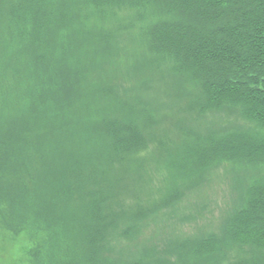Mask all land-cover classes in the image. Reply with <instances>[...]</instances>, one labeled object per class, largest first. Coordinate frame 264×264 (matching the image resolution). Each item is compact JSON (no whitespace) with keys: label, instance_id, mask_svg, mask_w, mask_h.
<instances>
[{"label":"trees","instance_id":"trees-1","mask_svg":"<svg viewBox=\"0 0 264 264\" xmlns=\"http://www.w3.org/2000/svg\"><path fill=\"white\" fill-rule=\"evenodd\" d=\"M156 3L171 17L145 28V46L154 55L153 63L165 57L171 60L174 72L195 83L199 88V115L232 107L264 128V0H0L3 64L16 79V87L21 86L9 100L16 101V106L8 101L6 107L5 127L10 130L6 134L4 129L0 130V231H7L15 250L5 258L6 264H39L31 259L26 261L27 251L31 258L38 244L26 239L42 238L53 232L46 226L47 232L42 236L40 223L25 221L28 212L23 217L16 216L18 200L23 198L20 194L25 195L27 206L50 194L49 203L61 213L56 216L58 220L72 222L71 230L76 233L73 245H69L73 249L72 264L144 262L137 257L135 262L124 263L110 256L107 237L124 236L134 219L150 213L148 206H126L124 201L126 181L136 178L128 173V167L136 164L143 168L149 160L143 153L155 137L146 134L150 121L141 123V103L131 95L123 98L117 82L80 85L75 93L68 74L66 81L61 80L64 76L53 79L46 62L48 58L55 59L58 51L66 61L65 48L73 53V48L83 46L87 53L94 52V70H100L105 63L102 54L107 55L120 41L114 38V29L99 20L115 19V10L123 6L141 11L154 9L151 4ZM90 13L94 16L87 17ZM92 20L93 25H89ZM100 28L107 31L103 39ZM86 45H93L94 49L90 51ZM135 51L139 53L140 49ZM32 63L42 69L32 72ZM102 74L108 76L109 83L117 75L111 69ZM78 77L85 79L84 72ZM59 80L64 83L61 90ZM31 87L42 92L46 87H55L53 94L64 104L65 118H55L42 108H47L52 96H43L42 106L36 105L34 112L26 107L34 89L28 93ZM9 108L12 111H7ZM195 109L190 102L168 115L180 118L179 113ZM20 110L21 117L16 115ZM17 116L25 128L10 127L18 124ZM212 136L202 145L206 150L204 163L245 159L251 165H264V137L241 132L221 138ZM59 158L63 163L58 166ZM46 186L49 190L44 189ZM258 190L236 215L234 226L221 242L211 239L200 249L197 247L200 254L208 247L205 264H211L216 254L226 252L227 239L236 242V246L251 248L244 251H264V184ZM121 220L125 225L120 229ZM23 247L26 252L22 259ZM57 250L55 256L60 259L66 250L65 243L59 242ZM203 256L194 260L199 263ZM56 257H52L49 248L47 264H59ZM161 257H154L158 260L155 264H162ZM229 264L258 261L236 256Z\"/></svg>","mask_w":264,"mask_h":264},{"label":"rangeland","instance_id":"rangeland-1","mask_svg":"<svg viewBox=\"0 0 264 264\" xmlns=\"http://www.w3.org/2000/svg\"><path fill=\"white\" fill-rule=\"evenodd\" d=\"M151 5L154 9L143 8L141 11L139 10L141 8L123 6L115 10V19L99 20L100 24L114 29L113 36L120 41L119 45L113 46V50L107 51V55L102 54L101 58L105 63L100 70L99 67L94 70L96 67L92 60L95 57L94 52L87 53L85 48L82 49L83 46L73 48V53L71 49L65 48L68 54L66 61L61 59V52L58 51L57 57L48 58L46 64L53 79L55 76H64L61 80L66 81L68 74L70 86L75 93L80 85L87 87L90 84L111 85L113 81L117 82L118 92L123 98L131 95L134 100L137 99L141 103V123L150 121L146 134L155 137L143 153L148 155L146 158L149 160L143 168H137L136 164L128 167V173H133L136 178L132 177L126 181L128 187L124 191L126 206H148L150 213L138 220L134 219V222L130 223V231L124 236L117 238L115 234L108 235L110 256L122 259L124 263L135 262L133 259L140 257L144 259L142 264H155L158 260L154 257L162 256V264H205L208 247L206 250L204 248L205 253L202 251L201 254L200 251L196 252L197 247L200 249L201 245L211 239L217 238L221 242L225 238L226 233L234 226L236 215L248 205L250 197L259 191L258 187L264 184V165H251L245 159L204 163L206 150L202 145L206 144L211 135L213 138H221L241 132L262 138L264 128L255 121L244 118L237 108L225 107L199 115L196 106L199 88L188 76L174 72L171 60H165L163 57L161 58L163 61H158L161 63L160 66L157 61L153 63L154 55L145 46V28L157 20L171 17L159 9V3ZM93 16L94 14L90 13L87 17ZM91 24L93 25V20L90 21L89 25ZM99 31L100 39L105 38L107 31L103 28ZM1 43L0 39V45ZM86 48L94 49L93 45H86ZM135 48H139L140 52L137 53ZM75 53L76 56H73ZM88 54L90 55L87 56ZM3 55L4 51L0 47V130L4 129L3 134H6L10 130L5 127V118L8 114L6 107L12 94L21 86L16 87V79H13V74H9L10 69H7V73ZM32 65L34 64L30 65V70L33 68L32 72L42 69L41 66L39 68ZM109 69L117 74L111 83L107 80L108 76L102 74ZM83 72L85 79L80 80L78 76ZM61 80L59 90L64 85ZM33 88L31 87L28 93ZM53 91H57L55 87H46L43 92L34 88L31 100L29 102L28 98L26 100V107L34 112L36 105L42 106L43 96L47 98L52 96L54 98L52 102L47 108L43 106L42 108L55 118H65L66 114L63 111L65 106ZM190 102L195 105V110L179 113L180 118L168 115L176 107L185 106ZM9 103L16 106V101ZM7 111L12 109L9 108ZM20 113L21 110L16 115ZM15 121L18 124H10V127L25 128V123H21L18 116ZM61 162L59 158L58 166ZM57 172L59 173L58 169ZM44 189L49 190L47 186ZM19 196L23 198L18 200L20 203L16 216L23 217L28 212L29 217L25 221L40 223L42 236L47 232L46 226L53 231L42 238L26 239V235L22 234L26 241L35 240L38 243L31 253V258L27 251L26 261L31 259L39 264H47L49 248L52 250V257H56L55 252H59L58 243L64 242L66 250L60 259L56 257L55 262L72 264L73 249H69V245H73L76 239V233L71 230L72 222L58 220L56 216L61 213L49 203L50 194L42 195L38 203L33 202L30 206L26 205L24 194ZM124 225L121 220L120 229ZM8 236L5 229L0 231V264H6L5 258L11 251H15ZM235 244L236 242L232 240H225L226 252L216 254L211 264H229L236 256L251 260L255 258L258 264H264V251L260 249L244 251L251 248ZM21 251L23 259L26 248L23 247ZM255 254L258 256H254ZM202 255L204 256L201 262L194 260ZM81 258L80 254V260Z\"/></svg>","mask_w":264,"mask_h":264}]
</instances>
